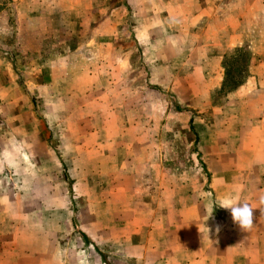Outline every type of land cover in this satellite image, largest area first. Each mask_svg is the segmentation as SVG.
Returning a JSON list of instances; mask_svg holds the SVG:
<instances>
[{
	"label": "rangeland",
	"instance_id": "obj_1",
	"mask_svg": "<svg viewBox=\"0 0 264 264\" xmlns=\"http://www.w3.org/2000/svg\"><path fill=\"white\" fill-rule=\"evenodd\" d=\"M216 1L0 0V264L264 252V0Z\"/></svg>",
	"mask_w": 264,
	"mask_h": 264
},
{
	"label": "crops",
	"instance_id": "obj_2",
	"mask_svg": "<svg viewBox=\"0 0 264 264\" xmlns=\"http://www.w3.org/2000/svg\"><path fill=\"white\" fill-rule=\"evenodd\" d=\"M216 2V0H197L195 4L199 7V14L202 15L204 13L211 14L210 9L215 6ZM155 7L156 6H153L152 8V18L154 19L156 17V14H161L160 5H157V9ZM199 14H196L197 20L200 19ZM255 244L256 246H261L264 248V237L255 240ZM222 264H264V252L262 254L258 253L257 255H253L250 254V251H243L239 256L222 258Z\"/></svg>",
	"mask_w": 264,
	"mask_h": 264
},
{
	"label": "clouds",
	"instance_id": "obj_3",
	"mask_svg": "<svg viewBox=\"0 0 264 264\" xmlns=\"http://www.w3.org/2000/svg\"><path fill=\"white\" fill-rule=\"evenodd\" d=\"M219 206L230 211L233 222L238 224L243 231L252 229L254 223L253 208L248 202L236 199L222 202ZM211 214L212 212L208 214L207 218ZM216 231L217 233L220 231L219 225H217Z\"/></svg>",
	"mask_w": 264,
	"mask_h": 264
},
{
	"label": "trees",
	"instance_id": "obj_4",
	"mask_svg": "<svg viewBox=\"0 0 264 264\" xmlns=\"http://www.w3.org/2000/svg\"><path fill=\"white\" fill-rule=\"evenodd\" d=\"M236 50H237V52L239 51L238 48H237ZM242 51H243V50H242ZM243 53H244V54L246 53V55H247V52L244 51ZM229 76H230V73H227V74H226L225 81H226V79H228ZM224 83H225V85H226L228 82H224ZM239 84H241V81H240V80L238 81V83H236V84L230 86V87H229V90H232V89L236 88ZM223 85H224V84H223ZM101 255H102V254H101Z\"/></svg>",
	"mask_w": 264,
	"mask_h": 264
}]
</instances>
